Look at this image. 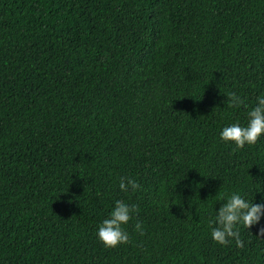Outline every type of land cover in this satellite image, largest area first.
Here are the masks:
<instances>
[{
    "label": "trees",
    "instance_id": "1",
    "mask_svg": "<svg viewBox=\"0 0 264 264\" xmlns=\"http://www.w3.org/2000/svg\"><path fill=\"white\" fill-rule=\"evenodd\" d=\"M0 264H264V0H0Z\"/></svg>",
    "mask_w": 264,
    "mask_h": 264
}]
</instances>
